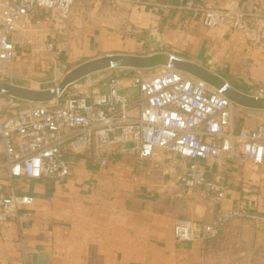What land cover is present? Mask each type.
<instances>
[{"label": "crops", "instance_id": "crops-1", "mask_svg": "<svg viewBox=\"0 0 264 264\" xmlns=\"http://www.w3.org/2000/svg\"><path fill=\"white\" fill-rule=\"evenodd\" d=\"M195 1L208 8L264 7L261 0ZM170 3L160 7L158 0H121L99 8L89 1L75 3L70 16L71 50L64 62L73 70L101 56L172 52L253 100L252 106L233 101L250 114L234 115L235 130L264 123V98L252 94L264 88V41L259 45L248 41L226 24L205 26L201 14L178 9L176 0ZM130 28L138 29L139 36L125 35ZM3 159L0 146V163ZM68 163L69 174L63 179L18 180L17 191L32 194L34 202L25 208L26 215L0 220V264H24L19 234L32 264H204L203 245L175 241L172 229L177 218L151 190L157 171L167 172L154 157L109 154L101 165L69 155ZM208 178L225 191L220 202L206 201L205 218L211 219L217 208H244L262 217L252 221L251 249L257 264H264V159L255 164L239 156L224 158L212 165ZM232 224L234 235L241 226L249 227L239 220Z\"/></svg>", "mask_w": 264, "mask_h": 264}, {"label": "built area", "instance_id": "built-area-1", "mask_svg": "<svg viewBox=\"0 0 264 264\" xmlns=\"http://www.w3.org/2000/svg\"><path fill=\"white\" fill-rule=\"evenodd\" d=\"M79 1L94 0H0V83L13 84L5 68L15 59L17 49L32 43L30 33L42 22H48L57 33L64 32L70 10ZM170 1L158 0V6H171ZM175 6L193 16L201 14L205 26L226 24L255 44L259 37L264 41V26L257 24L264 18V7L259 11L256 5L251 11L236 5L208 8L195 0H176ZM38 48L52 55L49 76L39 89L50 90L51 98L26 101L11 112L22 99L0 93V146L4 155L0 163V220L12 214L26 215L25 208L34 202L32 194L17 191L18 180L63 179L69 174V155L105 165L109 154L147 158L156 151L166 152L183 161L177 181L186 189L198 188L203 199L213 202H220L225 190L208 178L212 165L237 156L255 164L263 162L264 123L235 130L234 115L250 114L204 79L169 65L134 67L119 77L112 66L64 84L72 70L62 58L64 46L49 41ZM122 78L137 89L133 98L121 93L118 82ZM99 85L106 90H94ZM252 94L264 98V88H256ZM129 142L134 145L128 147ZM240 216L255 223L263 219L244 208H217L209 222L175 219L173 237L178 243L202 244ZM17 241L24 264H32L21 234ZM32 254L37 256L38 251Z\"/></svg>", "mask_w": 264, "mask_h": 264}, {"label": "rangeland", "instance_id": "rangeland-1", "mask_svg": "<svg viewBox=\"0 0 264 264\" xmlns=\"http://www.w3.org/2000/svg\"><path fill=\"white\" fill-rule=\"evenodd\" d=\"M107 3L112 4L109 2ZM107 3L105 0L89 1L92 7L97 8L104 6V4L108 5ZM256 8L258 11L261 9L259 5ZM248 9L251 11L253 7ZM72 11L73 6L68 17L67 29L64 32L57 33L48 22H42L36 30L30 33L32 43H29L26 47L23 45L20 49H17L15 59L5 68L6 73L12 76L11 82L13 84H19L20 86L35 90H39L44 86L42 82L49 76L52 55L48 52L39 50L38 47L41 43L49 41L59 43L65 48L62 58L69 56L71 50L70 44L73 38L70 33V16ZM261 12L264 13V8L261 9ZM257 24L258 26H264V18H259ZM134 30L138 29L130 28L128 33L125 32V35L139 36L140 31L134 32ZM248 41L250 40L248 39ZM260 42H263L261 37H259L256 44L259 45ZM153 51H156V49ZM67 65L71 67L68 63ZM119 69L123 71L114 73L115 70ZM126 70L127 69L123 67H115L113 68V73L117 74L119 77H125L124 73ZM6 80L10 81L8 77ZM118 84L122 88L121 93L126 94L130 98L136 95L137 89L130 86L129 79L122 78L119 80ZM94 90L105 91L106 87L99 85L98 87H94ZM17 103V107L10 108L11 112L16 111L20 106L25 104L26 101L17 100ZM126 145L131 147L134 143L129 142ZM115 147L118 148V146ZM152 157L156 159L158 166L163 164V166L167 168L166 173H163L161 170L157 171L158 174L153 178L155 185L151 187L152 191L158 192L159 202L163 205V208L166 206L175 218H188L195 222L211 221L214 218L215 210L213 211L211 219L205 218L208 211L205 203L206 201L210 202V200L203 199L200 196V191H197L195 188L186 189L177 181V176L181 172L178 169L181 170L183 168L181 167L183 161L161 151H156ZM175 164L176 167L173 168ZM182 166H184V164ZM171 172H173V176ZM236 220L242 223H248L249 227L241 226L236 233L237 235H234L230 227ZM252 221L251 218L246 216L231 219L218 230L213 238L202 243L204 264H257V259L254 257V252L251 249V247L253 248V244L251 243V228L255 226ZM37 262H42L41 256L37 257Z\"/></svg>", "mask_w": 264, "mask_h": 264}, {"label": "water", "instance_id": "water-1", "mask_svg": "<svg viewBox=\"0 0 264 264\" xmlns=\"http://www.w3.org/2000/svg\"><path fill=\"white\" fill-rule=\"evenodd\" d=\"M158 60V61H155ZM159 65H169L180 71L198 76L208 83L221 89L222 93L232 101L245 106H252L253 100L236 92L231 86L218 75L208 71L202 66L178 56L169 54H155L151 56L138 55H107L101 56L81 64L71 70L64 80L65 83L75 81L85 74L107 68V67H125L128 69L134 67L150 68ZM0 93L11 95L25 101H45L51 98L50 90H35L24 86L0 83Z\"/></svg>", "mask_w": 264, "mask_h": 264}, {"label": "trees", "instance_id": "trees-1", "mask_svg": "<svg viewBox=\"0 0 264 264\" xmlns=\"http://www.w3.org/2000/svg\"><path fill=\"white\" fill-rule=\"evenodd\" d=\"M117 71H123V70H121V69H119V70H115L114 73L117 72Z\"/></svg>", "mask_w": 264, "mask_h": 264}]
</instances>
